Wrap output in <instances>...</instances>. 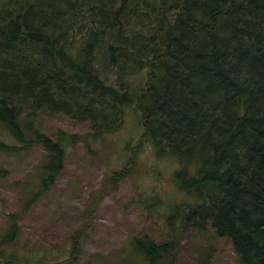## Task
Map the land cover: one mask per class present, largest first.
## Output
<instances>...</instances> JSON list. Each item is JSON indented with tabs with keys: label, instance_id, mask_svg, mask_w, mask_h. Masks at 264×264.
<instances>
[{
	"label": "trees",
	"instance_id": "obj_1",
	"mask_svg": "<svg viewBox=\"0 0 264 264\" xmlns=\"http://www.w3.org/2000/svg\"><path fill=\"white\" fill-rule=\"evenodd\" d=\"M144 70L145 86L131 91ZM133 104L141 141L177 162L176 185L198 199L175 205L170 226L210 223L237 264H264V0H0V128L21 142L31 131L47 151L41 191L78 136L36 129L39 111L89 122L101 137ZM17 230L13 220L5 237ZM131 243L144 264H162L171 247L146 234Z\"/></svg>",
	"mask_w": 264,
	"mask_h": 264
},
{
	"label": "rangeland",
	"instance_id": "obj_2",
	"mask_svg": "<svg viewBox=\"0 0 264 264\" xmlns=\"http://www.w3.org/2000/svg\"><path fill=\"white\" fill-rule=\"evenodd\" d=\"M147 79L146 70L132 76L129 89L139 91ZM33 125L54 140L62 131L78 142L66 147L62 171L41 191L47 151L31 131L21 142L0 128V142L8 146L0 148V264H144L131 243L143 234L171 245L162 264H237L231 240L218 237L210 223L202 230L177 218L170 226L175 205L198 199L176 185L177 162L156 157L141 141L135 104L125 107L120 129L101 137H93L89 122L63 112L39 111ZM134 153L129 173L114 178ZM13 220L17 234L6 238Z\"/></svg>",
	"mask_w": 264,
	"mask_h": 264
}]
</instances>
